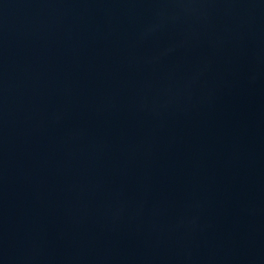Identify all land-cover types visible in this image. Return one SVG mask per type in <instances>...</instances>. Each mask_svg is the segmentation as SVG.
Returning <instances> with one entry per match:
<instances>
[{"label":"water","instance_id":"water-1","mask_svg":"<svg viewBox=\"0 0 264 264\" xmlns=\"http://www.w3.org/2000/svg\"><path fill=\"white\" fill-rule=\"evenodd\" d=\"M0 264H264V0H0Z\"/></svg>","mask_w":264,"mask_h":264}]
</instances>
